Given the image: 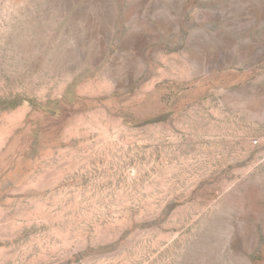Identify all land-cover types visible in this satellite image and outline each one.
I'll return each instance as SVG.
<instances>
[{"label":"rangeland","instance_id":"rangeland-1","mask_svg":"<svg viewBox=\"0 0 264 264\" xmlns=\"http://www.w3.org/2000/svg\"><path fill=\"white\" fill-rule=\"evenodd\" d=\"M0 264H264V0H0Z\"/></svg>","mask_w":264,"mask_h":264}]
</instances>
